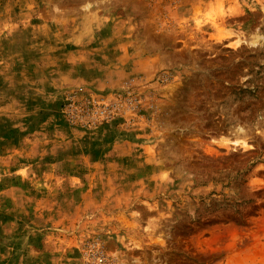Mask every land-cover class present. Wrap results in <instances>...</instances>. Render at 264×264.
Instances as JSON below:
<instances>
[{
    "label": "rangeland",
    "instance_id": "374dc122",
    "mask_svg": "<svg viewBox=\"0 0 264 264\" xmlns=\"http://www.w3.org/2000/svg\"><path fill=\"white\" fill-rule=\"evenodd\" d=\"M0 264H264V0H0Z\"/></svg>",
    "mask_w": 264,
    "mask_h": 264
}]
</instances>
